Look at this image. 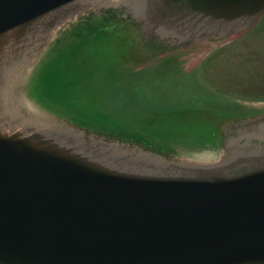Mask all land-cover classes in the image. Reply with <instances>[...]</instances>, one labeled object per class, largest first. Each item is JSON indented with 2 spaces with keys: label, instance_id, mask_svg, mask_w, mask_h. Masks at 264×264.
Returning <instances> with one entry per match:
<instances>
[{
  "label": "water",
  "instance_id": "95a60500",
  "mask_svg": "<svg viewBox=\"0 0 264 264\" xmlns=\"http://www.w3.org/2000/svg\"><path fill=\"white\" fill-rule=\"evenodd\" d=\"M92 2L0 0V264H264V112L227 122L238 140L200 163L43 123L18 97L31 57ZM124 3L146 41L170 45L264 13V0Z\"/></svg>",
  "mask_w": 264,
  "mask_h": 264
},
{
  "label": "trees",
  "instance_id": "16d2710c",
  "mask_svg": "<svg viewBox=\"0 0 264 264\" xmlns=\"http://www.w3.org/2000/svg\"><path fill=\"white\" fill-rule=\"evenodd\" d=\"M163 47L111 10L83 15L38 63L29 95L76 127L165 156L171 143L215 146L221 122L241 117L244 107L204 90L195 74L183 75L175 57L137 68Z\"/></svg>",
  "mask_w": 264,
  "mask_h": 264
},
{
  "label": "rangeland",
  "instance_id": "374dc122",
  "mask_svg": "<svg viewBox=\"0 0 264 264\" xmlns=\"http://www.w3.org/2000/svg\"><path fill=\"white\" fill-rule=\"evenodd\" d=\"M124 2L125 0H95L88 6L87 11L55 29L46 47L37 56H32L29 64L22 69L20 77L23 75L25 77L23 80L21 78L23 86L21 90H27L34 69L48 49L56 42L61 31L69 28L72 23L80 18L79 16L89 13L100 15L105 13L108 8H113L122 16L126 7ZM126 30L129 35H132V38H135V33H132L128 28ZM140 33L144 37L141 31ZM162 56L175 57L182 74H195L196 77L194 78L204 90L214 96L232 100L244 107L246 112L243 115L252 111L264 110V15L252 28L233 33L227 39L205 38L187 45L174 43L168 46L167 51L163 52L162 55L156 56V58L152 57L138 67L156 63V59ZM22 93L24 94L19 89V94L22 97L20 95L18 97L27 99L28 96V103L39 113L44 116L55 117L29 95L24 94L25 97ZM170 146L175 157L191 162L212 163L217 161L223 152L220 145L213 149L207 146L194 147L188 143H171Z\"/></svg>",
  "mask_w": 264,
  "mask_h": 264
},
{
  "label": "bare ground",
  "instance_id": "6f19581e",
  "mask_svg": "<svg viewBox=\"0 0 264 264\" xmlns=\"http://www.w3.org/2000/svg\"><path fill=\"white\" fill-rule=\"evenodd\" d=\"M24 105L28 108V110L30 111V113L39 121H42L43 123L46 121V117L39 113L35 108H33L31 106V104H29L28 102H24Z\"/></svg>",
  "mask_w": 264,
  "mask_h": 264
},
{
  "label": "flooded vegetation",
  "instance_id": "af4514ba",
  "mask_svg": "<svg viewBox=\"0 0 264 264\" xmlns=\"http://www.w3.org/2000/svg\"><path fill=\"white\" fill-rule=\"evenodd\" d=\"M223 132H225V131L224 130L222 131V139H221L223 148H226L230 143L236 142L238 140V139L237 140L234 139V137H236V136L228 137ZM239 142H241V140H239ZM252 143L261 144V143H259V141H253Z\"/></svg>",
  "mask_w": 264,
  "mask_h": 264
}]
</instances>
